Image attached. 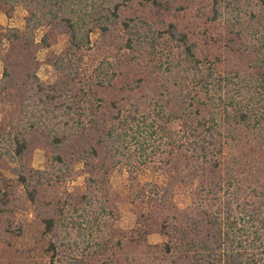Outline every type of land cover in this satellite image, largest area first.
Wrapping results in <instances>:
<instances>
[{"label":"trees","instance_id":"1","mask_svg":"<svg viewBox=\"0 0 264 264\" xmlns=\"http://www.w3.org/2000/svg\"><path fill=\"white\" fill-rule=\"evenodd\" d=\"M18 5L24 32L0 27L12 130L0 161L20 163L13 183L50 236L49 264L63 248L80 250L71 264H264V0H0L6 15ZM32 144L67 152L68 164L52 158L67 170L81 162L85 192L58 196L48 171L23 164ZM119 165L134 183L128 233L109 225ZM142 170L166 181L140 185ZM16 185L0 194L9 216ZM183 187L191 202L180 209Z\"/></svg>","mask_w":264,"mask_h":264},{"label":"rangeland","instance_id":"2","mask_svg":"<svg viewBox=\"0 0 264 264\" xmlns=\"http://www.w3.org/2000/svg\"><path fill=\"white\" fill-rule=\"evenodd\" d=\"M26 12L21 5H18L14 10L6 15L5 11L0 9V27L18 29L24 32V19ZM44 30L36 32V39H39ZM97 38V33L92 35V40ZM63 46L62 41L53 43L49 52L58 53ZM48 52L40 51L38 53V61H40V67L37 71V75L41 80H46L50 77L52 69L50 66L43 63L45 56ZM3 67L0 64V79L2 76ZM0 101V135H6L9 129V122L6 124V119L9 117L6 104ZM12 131V130H10ZM15 133V131H13ZM58 153H61L65 158L67 164L69 163V156L67 152L57 151L53 147H49L46 144H32L29 146V150L26 152L23 159V164L26 167L36 171H48L52 175L53 187L58 196L68 193L69 195H80L85 192L87 174L86 168H84L81 162H73L70 168L67 170L59 164H56L52 160ZM19 162H12L8 158L4 157L3 161H0V194H6L9 192V187L16 185V176L13 174ZM61 177V183L54 184L55 179ZM109 185L112 191L117 195L118 199L113 207V216L110 219L109 225L114 230H120L123 232H131L136 227L137 207L130 203L132 195V186L134 183L129 180L128 170L124 166H117L113 168L109 173ZM137 181L140 185L155 183L156 185H162L166 181V177L161 173L151 170H142L137 174ZM21 189L14 191L10 189L12 194L20 196ZM191 188H182L180 193L175 197V203L183 209L191 202ZM23 201L22 197L12 207V216H9L6 208L0 206V264H49L52 259V252L49 249L50 236L43 235L42 229L39 227V222L36 221L37 208L30 207ZM22 229V232L21 230ZM60 239L65 237L64 232L58 231ZM97 239L107 237L106 233L96 234ZM74 238L77 237L76 232L73 234ZM73 239V238H72ZM69 239H67L68 241ZM149 244H159L162 239L156 234H150L147 237ZM79 250V249H78ZM77 249H61V253L55 259V264H71L64 260V258L75 255ZM80 252V250H79ZM58 258L63 261L58 263ZM83 264H89L86 260ZM90 264H94L90 262Z\"/></svg>","mask_w":264,"mask_h":264}]
</instances>
